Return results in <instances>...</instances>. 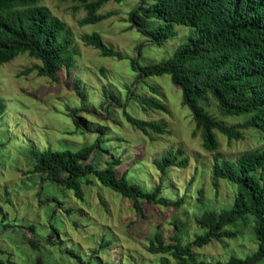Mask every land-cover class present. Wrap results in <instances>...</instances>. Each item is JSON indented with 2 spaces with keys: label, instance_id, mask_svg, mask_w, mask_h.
I'll return each mask as SVG.
<instances>
[{
  "label": "rangeland",
  "instance_id": "obj_1",
  "mask_svg": "<svg viewBox=\"0 0 264 264\" xmlns=\"http://www.w3.org/2000/svg\"><path fill=\"white\" fill-rule=\"evenodd\" d=\"M138 2L109 0L97 9V13L110 12L108 17L80 25L78 20L85 14L81 4L41 0L38 4L47 7L70 31L74 55L69 72L60 69L54 79L38 76L29 68L39 61L26 52L0 63V96L5 103L0 116V258L5 264H35L36 258L41 264H160L159 259L166 258L170 264L169 256L147 250L152 234L160 232L167 242L172 235L189 241L201 232L195 217L232 202L234 184L224 179L213 184L214 156L233 160L243 151H264V132L255 128L242 129L237 140H228L214 130L218 145L207 150L170 76L138 78L132 60L142 66L166 59L187 40L189 29L174 25L176 33L164 42L149 40L131 26L129 12ZM140 23L150 29L160 20L141 16ZM92 31L122 58L100 56L97 49L85 45L79 36ZM141 95L155 97L166 111L141 107ZM206 108L226 123L243 119L221 116L211 98ZM70 109L80 116L79 126L73 123ZM123 111L136 120L163 123L164 132L147 128L141 132L125 119ZM99 128L103 132L101 145L108 152L94 151L90 160L95 158L102 165L111 155L119 160L118 173L125 172L144 189L160 183V195L179 203L168 206L140 200L143 212L139 215L129 198L102 186L93 175L83 181L79 199L72 190L47 179L41 181L40 175L27 171L33 160L28 153L31 147L75 150L93 143ZM177 149L181 153L176 160L184 158L186 164L170 165L161 174L154 160ZM231 228L235 236L193 250L206 260L251 253L256 244L249 219ZM26 237L38 241V247L30 248ZM101 241L107 243L98 245Z\"/></svg>",
  "mask_w": 264,
  "mask_h": 264
},
{
  "label": "trees",
  "instance_id": "obj_2",
  "mask_svg": "<svg viewBox=\"0 0 264 264\" xmlns=\"http://www.w3.org/2000/svg\"><path fill=\"white\" fill-rule=\"evenodd\" d=\"M40 1L0 0V63L26 52L39 61L29 69L35 70L38 76L54 79L58 70L69 72L71 68L73 39L65 23L47 7L39 5ZM71 1L81 4L85 10L78 20L80 25L97 22L111 14L97 13V9L109 0ZM141 16L160 20V24L147 29L140 23ZM129 19L131 26L158 44L176 33L174 25L189 28L187 40L166 59L142 66L135 65L132 60L131 65L137 70L138 78L170 76L181 92V104L190 109L195 128L200 130L207 150H214L218 145L214 130L228 140L240 139L242 129L255 128L264 132V0H139L129 12ZM79 38L85 45L97 49L100 56L122 58L121 53L106 45L96 31L82 33ZM74 85L77 94L81 95ZM209 98L215 102L221 116H242L243 119L236 123L218 119L206 108ZM139 99L141 107L166 111L153 96L141 95ZM4 109L5 103L0 96V116ZM123 113L125 119L143 133L146 128L158 134L164 132L161 122L136 120L126 111ZM69 115L73 116L75 126H79L80 116L74 109L69 110ZM97 130L100 132L93 143L75 150L31 147L28 153L33 160L27 171L40 175L41 181L47 179L72 190L74 197L79 199L83 196V181H89L88 175H93L102 186L129 198L139 215L143 212L140 200L168 206L179 203L160 195V183L144 189L125 172L118 173L119 160L111 155L102 165L95 158L90 160L94 151L108 152L101 145L103 132L100 128ZM180 153L179 149L168 150L160 159L154 160V165L161 174L170 165L184 166L186 159L176 160ZM211 173L213 184L224 179L236 186L232 202L218 211L205 210L195 217L201 232L191 240L183 242L172 235L167 242L155 231L149 238L147 250L169 256L170 264H259L264 260V151H243L233 160L214 156ZM245 219H249L256 244L251 253L230 255L226 260H206L193 250V247H201L212 240L235 236L231 227ZM26 241L30 248L38 247V241L28 237ZM103 244L101 241L98 245ZM35 261V264H41L40 258ZM159 261L169 264L166 258ZM0 264H5L1 258Z\"/></svg>",
  "mask_w": 264,
  "mask_h": 264
}]
</instances>
